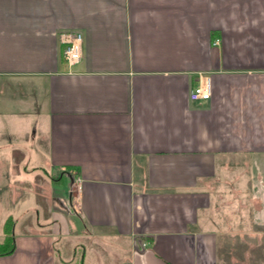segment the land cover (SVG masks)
Wrapping results in <instances>:
<instances>
[{
	"label": "crops",
	"instance_id": "0c3cea01",
	"mask_svg": "<svg viewBox=\"0 0 264 264\" xmlns=\"http://www.w3.org/2000/svg\"><path fill=\"white\" fill-rule=\"evenodd\" d=\"M258 165L264 0H0V264H220L203 215Z\"/></svg>",
	"mask_w": 264,
	"mask_h": 264
},
{
	"label": "rangeland",
	"instance_id": "374dc122",
	"mask_svg": "<svg viewBox=\"0 0 264 264\" xmlns=\"http://www.w3.org/2000/svg\"><path fill=\"white\" fill-rule=\"evenodd\" d=\"M35 164L36 162L32 161L28 171L22 170L19 178L23 182L32 183L36 175L41 174L34 169ZM258 167L261 171L263 168V172L259 173L261 179L254 178L248 181L247 187L242 185L234 188L231 190L232 195L215 197L212 210L203 215L207 219L205 221L210 223L208 228L218 235L220 264H264V165ZM257 174L254 173L255 177ZM58 184V189L66 190L69 188V179L64 183L59 181ZM228 186V183L222 184V187L228 188ZM25 199L24 205L21 201L17 205L15 203V207L13 202L11 205L8 204V210L16 214L23 209L22 207H29L33 201L27 196ZM37 202H39L38 198L34 204L37 205ZM2 230L3 227L0 225V234Z\"/></svg>",
	"mask_w": 264,
	"mask_h": 264
},
{
	"label": "built area",
	"instance_id": "2783aa9c",
	"mask_svg": "<svg viewBox=\"0 0 264 264\" xmlns=\"http://www.w3.org/2000/svg\"><path fill=\"white\" fill-rule=\"evenodd\" d=\"M68 39L64 48V58L69 65L78 63L83 56L84 35L81 31H68L63 33ZM201 76V75H200ZM212 94L211 78L206 77L190 90V99L192 101L208 100ZM77 186L81 187L82 179H77Z\"/></svg>",
	"mask_w": 264,
	"mask_h": 264
},
{
	"label": "trees",
	"instance_id": "16d2710c",
	"mask_svg": "<svg viewBox=\"0 0 264 264\" xmlns=\"http://www.w3.org/2000/svg\"><path fill=\"white\" fill-rule=\"evenodd\" d=\"M15 220L13 216H8L3 225L4 239L0 242V255L9 254L14 248L13 226Z\"/></svg>",
	"mask_w": 264,
	"mask_h": 264
}]
</instances>
